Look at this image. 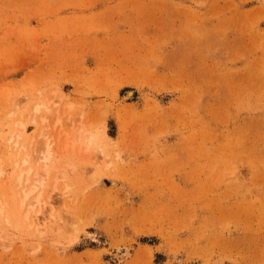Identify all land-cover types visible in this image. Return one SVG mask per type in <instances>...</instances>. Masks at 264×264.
Listing matches in <instances>:
<instances>
[{"label": "rangeland", "instance_id": "1", "mask_svg": "<svg viewBox=\"0 0 264 264\" xmlns=\"http://www.w3.org/2000/svg\"><path fill=\"white\" fill-rule=\"evenodd\" d=\"M0 264H264V0H0Z\"/></svg>", "mask_w": 264, "mask_h": 264}, {"label": "bare ground", "instance_id": "2", "mask_svg": "<svg viewBox=\"0 0 264 264\" xmlns=\"http://www.w3.org/2000/svg\"><path fill=\"white\" fill-rule=\"evenodd\" d=\"M126 94H127V95H130L129 92L126 93ZM36 109H37V108H36ZM44 154H45V153H44ZM44 154H43L42 156L44 157V159H46L47 157L44 156ZM43 157H42V158H43ZM45 157H46V158H45ZM44 159H42V160H44ZM44 161H45V160H44ZM44 161H43V162H44ZM45 166H46V165H45ZM29 168H30V167H29ZM33 169H34V168H33ZM45 169H46V167H45ZM45 169H44V170H45ZM26 171L28 172V171H30V169H28V170L26 169ZM46 172H47V169L45 170V173H44L45 175L47 174ZM34 174H36V173L34 172ZM20 176H21V175H20ZM19 178H20V177H19ZM21 178H22V177H21ZM23 178H24V177H23ZM26 179H27V178H26ZM19 180H20V179H19ZM23 181H24V180H23ZM38 182H39V181H38ZM37 200H38V199H37ZM21 207H22V206H21ZM36 221H37V220H36ZM37 222H38V221H37Z\"/></svg>", "mask_w": 264, "mask_h": 264}]
</instances>
